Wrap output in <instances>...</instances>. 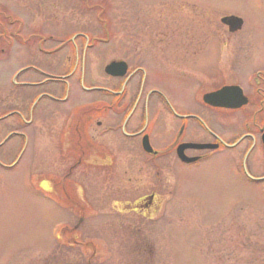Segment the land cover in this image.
I'll return each mask as SVG.
<instances>
[{"label":"flooded vegetation","instance_id":"flooded-vegetation-1","mask_svg":"<svg viewBox=\"0 0 264 264\" xmlns=\"http://www.w3.org/2000/svg\"><path fill=\"white\" fill-rule=\"evenodd\" d=\"M166 2L168 7L164 3L162 10L138 9L134 15L123 8L120 57L110 58L105 66L115 63L123 67L117 76L105 74L103 68L105 86L86 88L85 83L91 59L100 57L102 48L108 53L112 48L116 51L111 27L95 25L100 37L94 38L87 30L94 26L92 22L84 29H77L76 24L75 32L66 37L63 27L46 24L41 34L25 37L22 43L28 65L13 74L16 89L24 92L20 96L14 92L5 114L0 115V168L15 171L22 155L29 152L28 189L47 201L49 189H54L47 162L41 178L34 182L32 175L39 154L36 143L44 141L41 150L47 152L49 137L55 139L53 149L74 164L69 171L90 164L91 159L101 160L94 165L105 161L114 167L115 159L124 155L129 160H147L154 167L153 175L161 180L169 166L177 173L176 179H186L190 192H216V200L205 203L204 219L218 225L217 255H228L224 245L231 225L239 233L241 228L246 231V247L259 252L263 256L259 264H264V233L259 234L262 239L255 234L264 231V217L253 219L252 225L245 219L246 208L264 210V55L245 54L263 52L264 44L243 39L245 23L236 15L222 12L218 24L212 25L210 11L214 9H208V4L199 0ZM258 3L264 6V0ZM149 4L156 5L155 0ZM230 17L241 19L239 30L232 31L222 23ZM12 23L20 25L15 18ZM7 38L12 43L19 35L15 30ZM228 45L229 58L238 70L233 81L220 82L219 65ZM249 63L254 70L242 71ZM22 76L26 81L17 82ZM223 88L238 90L222 99L229 108L204 102L205 95ZM241 96L246 103L234 107ZM80 138L85 139L83 151L76 142ZM144 169L140 168V174ZM65 182L71 184L74 179L63 175ZM79 189L86 196V190ZM126 190V185L107 184L103 191ZM191 199L187 202L197 206ZM125 204V213L145 219L148 213H155L156 195Z\"/></svg>","mask_w":264,"mask_h":264},{"label":"rangeland","instance_id":"rangeland-1","mask_svg":"<svg viewBox=\"0 0 264 264\" xmlns=\"http://www.w3.org/2000/svg\"><path fill=\"white\" fill-rule=\"evenodd\" d=\"M152 1L0 0V115L7 110L14 92L16 96L24 92L12 87L11 79L16 71L28 65L24 58L26 45L22 43L25 37L31 33L41 34L46 24L63 27L66 37L75 32L73 25L76 24L77 29H84L92 22L94 26L87 30L94 38L100 37L95 25L111 27L109 32L116 51L112 48L108 53L102 48L101 56L91 59L89 79L85 83L86 88L105 86L107 80L103 68L110 58L120 57L118 44L123 36V8L128 7L134 15L138 9H159L164 3L166 7L169 4L166 0L149 4ZM199 1L208 4V9H214L210 11L212 25L218 24L222 12L236 15L245 23L243 39L264 44V6H260L259 0ZM14 18L20 25H13ZM15 30L19 38L10 43L7 37ZM211 30L214 28H209ZM245 54L259 56L264 55V51ZM229 55L231 45L225 48L219 65L217 79L220 82L233 81L234 72L238 70ZM253 66L244 64L242 71L251 72ZM24 81L26 77L22 76L17 82ZM48 139L47 152L41 150L44 141L36 143L39 154L32 175L34 182L41 178V169L47 162L48 177L54 188L49 189L47 201L24 183L28 180L25 171L32 167L29 152L22 155L15 171L0 168V264H259L262 261L259 252L254 253L250 246L246 247V231L241 228L239 233L231 225L224 245L228 255H217L218 225L204 219L205 203L207 199L216 200V192H190L185 186L186 179H176L177 173L170 171L169 166L165 167L159 180L153 175L154 167L151 169L145 163L147 160H129L121 154L122 158L115 159L114 167H108L105 161L103 165H94L101 160L91 159L90 164L76 165L69 171L70 165L74 164L53 149V137ZM63 175L74 182L63 184ZM107 184L113 187L126 185L129 190L103 191ZM82 187L86 196L79 189ZM133 187L138 190L133 191ZM151 194L156 195L157 207L155 213H148L145 219L125 213L127 207L122 203L113 205L116 200L132 201ZM190 197L197 206L187 202ZM245 212L249 213L245 219L251 225L253 219L264 217L263 209L250 207ZM261 233H264L261 229L256 231V239L263 238ZM202 235L209 240L201 239Z\"/></svg>","mask_w":264,"mask_h":264},{"label":"water","instance_id":"water-1","mask_svg":"<svg viewBox=\"0 0 264 264\" xmlns=\"http://www.w3.org/2000/svg\"><path fill=\"white\" fill-rule=\"evenodd\" d=\"M222 23L224 24H228L232 29V31L235 30H239L241 25H242V21L238 18H224L222 20ZM123 65L121 64H110L107 67H105L104 72L107 75H113V76H117L118 73L121 74V70H122ZM238 91L237 88H223L220 91L216 92V93H212L209 95L204 96V102L207 103L210 106L213 107H219V108H229L228 105H226L225 103L222 102V99H224V97L228 94H230L233 91ZM240 101L237 105H235L234 107H241L243 106L246 101L244 100V98L241 96L240 97ZM232 108V107H231ZM145 150L150 151V149L146 148L144 146Z\"/></svg>","mask_w":264,"mask_h":264},{"label":"trees","instance_id":"trees-1","mask_svg":"<svg viewBox=\"0 0 264 264\" xmlns=\"http://www.w3.org/2000/svg\"><path fill=\"white\" fill-rule=\"evenodd\" d=\"M78 134H80V136L82 135V133L81 132H79ZM81 141V142H80ZM83 141H84V139H79V141H76L77 142V144H78V146H79V148H80V151H83L84 149V144H83ZM126 202H128V201H123V202H118V200H116V201H114V203H126Z\"/></svg>","mask_w":264,"mask_h":264}]
</instances>
